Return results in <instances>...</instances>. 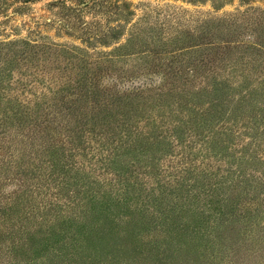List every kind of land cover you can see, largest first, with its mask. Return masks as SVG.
<instances>
[{"label":"rangeland","instance_id":"rangeland-1","mask_svg":"<svg viewBox=\"0 0 264 264\" xmlns=\"http://www.w3.org/2000/svg\"><path fill=\"white\" fill-rule=\"evenodd\" d=\"M172 86L202 94L187 97L197 106L206 126L201 140L188 148L181 146L173 133L167 134L173 148L160 159L165 173L160 179L166 184L149 178L146 168L139 162L131 165L132 160L122 178L126 184H118L113 173L100 168L99 160L107 157V147L99 155L87 149L88 157L81 158V175L102 183L96 188L106 193L102 195L106 204L92 207L96 198L82 200L79 211L89 217H94V212L107 216L108 235L120 237L117 259L122 264H264L263 191L248 192L249 201L261 200L255 202L256 209L246 215L234 210L224 216L221 211L225 209L215 202L221 196L219 190L213 196L205 193L207 200L202 202L187 196L185 186L193 185L194 177L190 167H184V173L181 168L182 150L185 157L196 152L194 173L204 169L214 181L225 183L217 187L227 185L224 170L229 164L220 152L206 154L203 148L206 136L220 126L210 107L212 99L228 96L223 103L235 112L233 123L237 126L227 150L236 158L245 152L255 154L262 167L256 177L264 182V176L260 177L264 152L259 148V143H264V0H0V125L6 131V122L12 124L9 133L19 139L15 155L25 140L22 133L34 130L29 129L33 122L56 127L63 140L67 133L63 127L72 120L71 114L93 116L95 107L111 94L127 97L137 89L167 94ZM240 109L244 113H239ZM230 115L224 114L223 120ZM244 120L251 121L250 130L241 126ZM133 124L145 130V115H135ZM251 128H258L256 136ZM18 129L23 131L17 133ZM86 140L94 144L101 138L86 133ZM33 147L40 151V142ZM84 147L85 143L79 148ZM66 149L69 155L77 151L69 143ZM204 154L212 156L211 160L200 165ZM119 166H126L123 160ZM18 184L12 179L3 184V190L9 193ZM211 186L214 184H206ZM146 197L158 198L155 203L149 201L147 211L140 204L147 202ZM163 208L169 218L161 215ZM201 212L208 218L200 216L203 221L199 223L204 224L197 228ZM140 217L148 219L150 227L138 232L133 227ZM245 225L250 228L243 231ZM80 231L82 234L75 228L73 241L66 244L70 261L65 264L93 263L99 255L110 254L105 241L101 246L102 242L90 240ZM67 233L71 235V230ZM5 249L6 240L0 246V264H11L2 253ZM76 253L82 257H77L78 262L70 258ZM34 256L20 257L12 264H34ZM47 258L55 264L52 250Z\"/></svg>","mask_w":264,"mask_h":264},{"label":"trees","instance_id":"trees-1","mask_svg":"<svg viewBox=\"0 0 264 264\" xmlns=\"http://www.w3.org/2000/svg\"><path fill=\"white\" fill-rule=\"evenodd\" d=\"M258 46L261 45L258 44ZM168 90L167 94L160 92L154 95L152 90L137 89L130 91L131 96L119 98L115 97V94H111L112 96L107 101H103L101 105L95 107L93 116H88V113L76 117L73 114L70 115L72 120L63 127L64 131L67 132L63 138L65 141L61 139L62 136H59L56 127L33 122L29 125V129H34L32 133H22L21 138H25V140L21 141L22 149L18 155H15L13 151L19 139L9 133L12 124L6 122V131L0 125V134L3 137L0 138V246L5 244L6 240V249L2 251L6 257V262L12 264L20 257L35 255L34 264H50L47 256L52 250L56 258L54 259L55 264H58L57 261L59 264H65L70 261L67 259L69 258V254H67L69 250L66 244L69 243L70 239L73 241V230L76 228L80 234H82L80 231L82 230L88 239L93 238L102 242L100 243L101 246H105L106 242V247L110 249L108 256L99 255L98 259L92 260L93 263H123L117 259L119 244L116 243L120 238L119 235H108L106 231L108 230L107 224H109L107 216L94 212V217H89L84 211H79L78 206H83L82 200L88 199L89 201L96 198L97 201L92 207L98 204H106V200L102 198V195L106 193L101 194L100 188H96L102 183L90 181V177L84 178L81 175L84 169L81 158L88 157V152H85L87 149L96 151V154L99 155L100 151L107 147L108 155L106 158H100L99 163L103 165L100 168L113 173L118 184H126L122 178H124V171H127L128 166H130V160H132L131 165H134V162L143 165L149 178L157 181L158 184H166L162 182L163 179H160L165 174H162L163 168H161L160 159L171 152L173 148L167 141V134L173 133L181 146L187 145L188 148H191L196 140H201L206 127L202 124L199 111L195 109L197 106L187 99L188 94H190L189 90L177 86H172ZM194 93L190 95L198 98L202 96L201 93ZM250 96L253 95L250 94ZM227 97L218 95L212 99L210 107L215 110L213 114L217 117L220 126L218 131L213 130L211 135L206 136L205 144L207 146L203 148L206 154L209 151L213 154L220 152L223 160L229 164V168L224 170L227 172L225 177L227 185L217 187L218 184L225 183L219 180L214 181L212 175L204 169H200L197 174L194 173L195 167L193 165L198 156L196 152L193 153L192 157H189L190 155L185 157L184 150H182L181 157L184 159L181 168L190 167V174L194 177V184L190 187L185 186L188 197H193L197 202H202L204 199L207 200L204 198L205 193L210 194L212 192L213 196L221 192L219 193L221 196L218 195L215 201L225 209L224 212L221 211V215L231 214L234 210L237 214L246 215V212L256 209V201H261L260 199L249 201L247 198L249 190L259 188L264 195V182L256 177V171L262 167L259 166L260 159L256 158L255 154L251 155L245 152L242 157L236 158L228 152L227 145L234 140L233 128L237 126L233 122H236L237 118L233 115L235 112L229 110V104L223 103L224 100H228ZM243 100H240V106L243 104ZM155 108H160V110ZM220 108L223 110L222 112H220ZM242 109L239 110V113H244ZM156 114L159 121L156 120ZM224 114H231L228 120H223ZM135 115H145L147 121L145 130L136 129L133 124ZM183 115L185 118L180 117ZM240 117L244 118L242 115ZM250 123V120H244L241 126L250 130ZM19 125L20 127L24 126ZM164 127L166 129L162 130ZM256 129L258 128H251V133L254 136L258 134ZM22 131L18 129L17 133ZM86 133H96L101 140L94 141V144L91 141L88 142ZM164 133L166 135H163ZM5 134L6 138H4ZM37 142H40V151H36L33 147L34 143ZM60 142L61 145H59ZM67 143L73 146V151L77 150L72 155L67 153ZM83 143L87 145V148H79L82 147ZM259 148L260 151L264 152V143H259ZM206 154L203 156L205 160L200 162V165L205 164L206 160H211L210 157L212 156ZM249 158L250 161H248ZM120 160H123L126 166L120 167ZM88 162L90 163V161ZM211 165L212 163H209L208 167L210 168ZM178 169L181 171L180 167ZM95 170L96 168L93 169V171ZM182 171L184 173L185 169ZM263 176L264 173L261 172L260 177ZM12 179H17L21 184H18L17 188L11 192L5 193L3 184ZM206 184H214V186L207 188ZM77 186H80L81 189L76 190ZM196 188L200 191H197ZM129 194L130 192H127V196ZM146 199L147 202H140L145 211L150 208V202L158 201L157 197H146ZM86 208L87 210L90 209L89 207ZM161 215L169 218V213L166 210ZM200 216H204L203 212L197 217L195 225L199 223V220L203 221ZM137 221L133 228L138 232L145 231L150 227L148 219L140 217ZM203 224L204 222H200L197 228ZM244 228L243 231H246L250 227L247 228L245 225ZM68 230H71V235L67 233ZM214 236L220 237L212 235V237ZM86 256L90 258V255ZM77 257L82 259L79 253L70 256L71 260L78 262ZM44 258L46 261L41 263ZM90 262L86 263L93 264Z\"/></svg>","mask_w":264,"mask_h":264}]
</instances>
